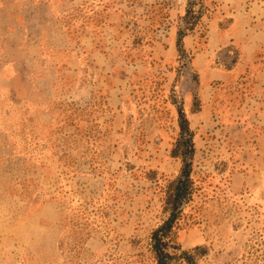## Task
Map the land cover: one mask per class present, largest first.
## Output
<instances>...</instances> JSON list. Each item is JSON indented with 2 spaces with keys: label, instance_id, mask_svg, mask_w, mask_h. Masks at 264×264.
Returning <instances> with one entry per match:
<instances>
[{
  "label": "rangeland",
  "instance_id": "374dc122",
  "mask_svg": "<svg viewBox=\"0 0 264 264\" xmlns=\"http://www.w3.org/2000/svg\"><path fill=\"white\" fill-rule=\"evenodd\" d=\"M162 258L264 264V0H0V264Z\"/></svg>",
  "mask_w": 264,
  "mask_h": 264
},
{
  "label": "trees",
  "instance_id": "16d2710c",
  "mask_svg": "<svg viewBox=\"0 0 264 264\" xmlns=\"http://www.w3.org/2000/svg\"><path fill=\"white\" fill-rule=\"evenodd\" d=\"M179 191H180V189H179ZM158 243H159V241H158ZM160 261H161L162 264H164V259L163 258Z\"/></svg>",
  "mask_w": 264,
  "mask_h": 264
}]
</instances>
